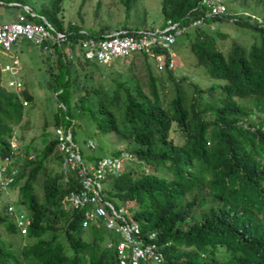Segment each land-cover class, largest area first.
I'll list each match as a JSON object with an SVG mask.
<instances>
[{"label":"trees","instance_id":"16d2710c","mask_svg":"<svg viewBox=\"0 0 264 264\" xmlns=\"http://www.w3.org/2000/svg\"><path fill=\"white\" fill-rule=\"evenodd\" d=\"M122 1L129 7L132 0ZM198 1L160 0L159 25L166 19L186 25L176 37H186L195 64L208 78L206 86L174 73L176 37L170 44L171 67H166L169 56L160 47H153L152 53L138 51L117 58L141 55L146 84L129 70H120L117 59L98 63L81 58L78 51L84 34L78 23L63 24L61 0H48L29 10L43 16L54 29L65 31L64 40L49 44L50 50L47 39L30 42L40 58L45 55L43 84L56 100L52 128L58 124L69 128L84 164L121 150L133 156L116 172L105 175L103 196L114 208L124 207V217L136 221L141 232H155L154 241L168 264H264V0H253L262 10L260 21L240 14L231 18L233 11L246 9L227 7V15L192 26ZM21 13L30 22L42 21L29 11ZM220 21L250 27L257 39L251 43L232 40L221 48L227 32L217 26ZM106 26L86 31L98 34L106 32ZM65 45L70 46L72 58L63 55ZM75 67L82 71L81 85L74 79ZM2 71L0 65V158L8 154L7 136L23 116L21 100L32 99L22 79L21 96L6 87L15 74L10 73L3 85ZM76 100L77 110L90 111L92 132L114 141L107 145L88 136L84 146L106 154L82 156L73 139L76 121L71 109ZM45 126L46 122L41 146L27 142L19 148L23 158L5 188L9 195L15 194L10 201L16 209L18 204L23 208L30 223L15 224L13 214L6 210L7 193L0 190V264H117L119 236L92 222L81 226L82 211L70 207L67 196L79 187L76 170L61 167L63 155ZM48 159L57 163L56 170L47 166ZM237 176L245 180L239 182ZM108 240L111 246L105 245Z\"/></svg>","mask_w":264,"mask_h":264},{"label":"built area","instance_id":"2783aa9c","mask_svg":"<svg viewBox=\"0 0 264 264\" xmlns=\"http://www.w3.org/2000/svg\"><path fill=\"white\" fill-rule=\"evenodd\" d=\"M2 0H0V3ZM15 3V2H13ZM22 9L29 11L31 15L39 16L41 22H30L25 20L22 13H17L13 21H0V50L9 51L10 44L13 41L26 39L35 43H40L43 39L48 40V45L52 43L60 44L66 34L64 31L54 29L44 17L30 11L27 6L21 5ZM197 15L190 21V25L199 26L206 23L213 16H220L226 13V7L221 0H199ZM244 15L248 13L244 12ZM250 17L253 15L249 14ZM231 18H235L234 16ZM259 21V19H258ZM186 25L180 24L178 20L166 19L164 25L154 27H139V28H117L111 31L91 34L84 29H79L84 34L81 39L80 50L78 54L81 58L99 63H108L123 55L131 54L132 52L146 51L152 53L153 47H160L168 54L166 67H171L173 63V50L170 44L175 40V37L182 33ZM47 45V46H48ZM51 49L50 45L47 47ZM62 53L68 58L73 55L70 46L65 45L62 48ZM157 59L160 56L157 55ZM157 66H160L158 62ZM2 69L7 70L14 75L18 72V60L13 57L10 63H4ZM7 85L15 92L21 88L20 80L12 77L7 80ZM26 103V100L22 101ZM54 135L56 138L57 149L62 153V166L69 167L72 171L75 169L78 177L79 187L77 191H70L68 198L74 208L83 209L84 220L83 224L89 221H98L106 229L114 230L123 236V242L118 244V261L120 264H125L129 261L130 264H135L138 258L153 256L155 259L159 257L149 245H143L139 239L138 227L134 221L125 219L124 207L114 208L110 201L104 198L102 190V180L106 174L116 172L122 165L123 161L129 159L131 154L125 150H121L115 156H103L95 162L84 164L82 161L79 149L76 143L71 138L69 128H64L61 124L54 127ZM87 144L91 146L92 140H88ZM17 140L12 133L9 137L10 150L4 156L0 163V177L9 170V174L16 172V167L10 169L7 165L11 162L12 156L17 153ZM11 176L3 182L11 180ZM97 224V223H96ZM130 245L131 254L127 260L126 245Z\"/></svg>","mask_w":264,"mask_h":264},{"label":"rangeland","instance_id":"374dc122","mask_svg":"<svg viewBox=\"0 0 264 264\" xmlns=\"http://www.w3.org/2000/svg\"><path fill=\"white\" fill-rule=\"evenodd\" d=\"M18 5L0 4V21H13L17 13H21V4L24 3L27 6L38 9L41 4L47 3L48 0H17ZM227 7L235 8L236 10H251L257 14H261L262 10L258 4H255L253 0H247L248 4L242 3L239 0H223ZM122 0H61V11L63 24L67 21L73 23H78L85 30L97 29L103 25H107L106 31L112 30L114 28H131L140 26H158L162 21V16L160 13V0H132L129 2L128 6ZM140 19H144L140 22ZM232 20L231 18H229ZM217 26L226 30L227 36L222 39L221 48L228 47L232 40L238 42H249L256 40L257 32L250 27L235 24L231 21H220L217 22ZM42 51L45 52L43 47ZM173 49L175 51L176 57L174 58V73L176 75L186 74L190 78H195L196 81L202 85H208V78L203 73L201 67L195 64V58L191 51L189 50L187 39L185 36H178L173 44ZM46 54V53H45ZM18 59L21 66V71L18 73L17 77L26 82L25 87L27 91L32 95V99L28 100L23 105V116L21 117L19 124L14 128L19 137V143L21 147L24 143L30 142L33 145L41 146L42 140L40 138V133L42 129V124L46 122V134L48 136L54 135L52 128L53 114L56 110V100L54 93L43 84L45 73V55L41 58L37 54L36 48L32 46L31 42L26 39H21L20 41H13L10 44L9 51L2 53L0 51V65L8 62L10 63L12 58ZM135 60V61H134ZM116 64L120 70L127 73L126 70L141 77L142 84H146L147 73L145 63L142 60L141 55L136 54L134 57L119 58L116 60ZM152 65V61L150 62ZM150 65V66H151ZM153 65L151 66V68ZM76 82L81 85V81H84L82 71L76 68ZM11 76L8 71H2L1 79L2 84L6 86V80ZM90 79H87L88 83ZM21 81V80H20ZM82 81V82H83ZM93 81V79H91ZM5 82V83H4ZM76 85V86H78ZM10 89L9 86H6ZM170 96V93L167 95ZM74 99H78L76 95H73ZM79 101V99H78ZM72 102L74 108L71 109L75 123L73 125V139L77 142L81 149V154L93 153L106 154L105 152H100L98 150L90 151L84 146V141L88 136L94 137L98 142L111 145L113 137L107 135H99L96 131H93L94 123L89 115V110H77L79 107V102ZM85 104L84 101L80 102ZM92 132V133H91ZM170 136L176 139V134L172 131ZM104 144V145H105ZM119 147H124L119 144ZM48 167L52 170L57 169V163L54 160L48 159L46 161ZM103 185V181H102ZM15 194L10 195L14 197ZM2 198V194L0 195ZM14 202V201H13ZM17 208L23 209L19 204Z\"/></svg>","mask_w":264,"mask_h":264},{"label":"clouds","instance_id":"9594fccd","mask_svg":"<svg viewBox=\"0 0 264 264\" xmlns=\"http://www.w3.org/2000/svg\"><path fill=\"white\" fill-rule=\"evenodd\" d=\"M223 3H224V1L223 0H221ZM14 1H4V0H2V2L0 3V4H2V5H7V4H13V5H18L17 4V2H15V3H13ZM21 5H25V6H27L26 4H21ZM224 5H225V7H226V13H224V15H227V6H226V4L224 3ZM195 6H197V5H195ZM28 7V9L30 8L29 6H27ZM244 12H246V13H248L247 15H244L243 13ZM37 14V13H36ZM237 14H240V15H243L245 18H250V19H257V21H258V19H259V21L261 20V16H260V14H257L256 12H254V11H251V10H244V11H241V12H235V11H233V15L232 16H229V17H233V16H235V15H237ZM249 14H251V15H253V17H250L249 16ZM43 17V16H42ZM40 18V17H39ZM45 19V18H44ZM46 20V19H45ZM49 23V22H48ZM50 24V23H49ZM66 24V23H65ZM71 24H74L73 22H71ZM51 25V24H50ZM81 29H84V28H82L81 27ZM114 29H117V28H114ZM85 30V29H84ZM113 30V29H112ZM62 31V30H61ZM86 31V30H85ZM109 31H111V30H109ZM65 32V31H64ZM10 49V48H9ZM1 51V50H0ZM2 53H5L4 51H1ZM17 59V58H16ZM117 59V58H116ZM18 60V59H17ZM94 62V61H93ZM7 63V62H6ZM99 63V62H98ZM109 63V62H108ZM18 64H19V62H18ZM3 65L4 64H2V67H3ZM21 70V66H20V64H19V69H18V72H16L15 73V75L17 76V74L19 73V71ZM16 79H18V80H20V78L19 77H15ZM21 82V81H20ZM8 86V85H7ZM10 87V86H9ZM11 88V87H10ZM12 89V88H11ZM22 89V85H21V88H20V90ZM13 90V89H12ZM20 90L18 91V92H16L19 96H21L20 95ZM14 91V90H13ZM23 100H25V99H22L21 100V102L23 101ZM26 102H27V100H26ZM22 104H25V103H23L22 102ZM53 130H54V127H53ZM14 134V136L16 137V140H17V146H16V149H17V153L14 155V156H12V158H11V162L7 165V168L8 169H10L12 166H15L16 167V172L14 173V174H9V170H7V172H5L4 173V175H3V177H0V190L1 191H4V193H7V197H6V199H7V201L9 200V203L7 204V206H6V210H7V212L8 213H10V214H13V216H14V220H15V224L16 225H18V226H21V227H23L24 225H27L28 223H30V219H29V217L27 216V214L26 213H24L21 209H16L15 208V205H14V203L12 202V201H10V195L8 194V192L5 190V188H6V186H7V184L8 183H10L11 181H12V178H14V176H15V174L17 175V171H18V165L20 164V161H21V159L23 158L22 157V155H21V150L19 149L20 147H21V144L19 143V137H18V135H17V133H16V130L15 129H13L11 132H10V134L7 136V141H8V144H9V137L11 136V134ZM53 133H54V131H53ZM55 136V135H54ZM9 150H10V147H9ZM128 152V151H127ZM80 153V152H79ZM130 153V152H129ZM131 154V153H130ZM5 155H7V154H5ZM5 155H3V157H1L0 158V163L2 162V159L4 158V156ZM16 156H19V158L18 159H16V160H14V157H16ZM22 157V158H21ZM28 157H33V155L31 154V155H29ZM63 158V157H62ZM133 159V156L131 155V157L129 158V159H126V160H124L123 161V163H122V165L124 164V163H128L129 161H131ZM121 165V166H122ZM61 167L63 168V166H62V160H61ZM64 171H65V169H64ZM8 176H11L12 178H11V180L10 181H7V182H3V180H5V179H7V177ZM237 178V180H239V182H243L242 180H245V178L244 177H239V176H237L236 177ZM234 186L235 187H238V182H236V180H235V184H234ZM67 198H68V196H67ZM68 203H69V205H70V207H72V208H74L73 206H72V203H71V201L69 200V198H68ZM13 210H15V211H13ZM77 210H81L82 211V217H81V220H80V224H81V226H85V225H87L88 223H90V222H92V223H94L95 224V226H100V225H102L100 222H98V221H89L87 224H83L82 222H83V220L85 219L84 218V214H83V209H78L77 208ZM126 219V218H125ZM127 220H129V219H127ZM129 221H134V220H129ZM135 223H136V225H137V227H138V235H139V239H140V241L142 242V244L143 245H149L150 247H151V249L152 250H154L155 252H156V254L158 255L159 254V257L157 258V259H155L153 256H148V257H144V258H138L137 259V262L135 263V264H140V263H147V262H149V263H151V264H168L167 262H166V260H165V258H164V255H163V252H162V250H161V246L159 245V244H157L156 243V241H154V239H155V232L154 231H148V232H141V230H140V228H139V225L137 224V222L136 221H134ZM97 223V224H96ZM103 226V225H102ZM104 227V226H103ZM105 228V227H104ZM254 228V227H253ZM107 230H109V229H107ZM110 231H112L114 234H116V235H118L119 236V238H118V240H117V242H115V249H116V260H117V264H120L119 263V261H118V259H119V257H118V252H117V250H118V244L119 243H121V242H123L124 240H123V236L122 235H120V233H117V232H115L114 230H111L110 229ZM165 244H167V243H165ZM106 246H111L112 245V241H110V240H108V241H106V244H105ZM163 245V244H162ZM123 247H126V250H127V254H128V256H127V260L129 259V256H130V254H131V248H130V245H126V246H123ZM125 264H130L129 263V261H127Z\"/></svg>","mask_w":264,"mask_h":264},{"label":"crops","instance_id":"0c3cea01","mask_svg":"<svg viewBox=\"0 0 264 264\" xmlns=\"http://www.w3.org/2000/svg\"><path fill=\"white\" fill-rule=\"evenodd\" d=\"M21 71V70H20Z\"/></svg>","mask_w":264,"mask_h":264}]
</instances>
